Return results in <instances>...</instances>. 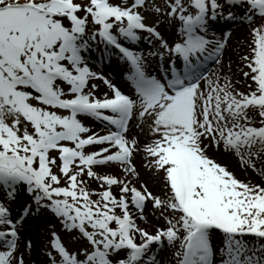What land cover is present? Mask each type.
<instances>
[{
    "label": "snow or ice",
    "instance_id": "snow-or-ice-1",
    "mask_svg": "<svg viewBox=\"0 0 264 264\" xmlns=\"http://www.w3.org/2000/svg\"><path fill=\"white\" fill-rule=\"evenodd\" d=\"M37 215L43 264H264V0H0V264Z\"/></svg>",
    "mask_w": 264,
    "mask_h": 264
},
{
    "label": "rangeland",
    "instance_id": "rangeland-1",
    "mask_svg": "<svg viewBox=\"0 0 264 264\" xmlns=\"http://www.w3.org/2000/svg\"><path fill=\"white\" fill-rule=\"evenodd\" d=\"M149 19H154V17H149ZM237 23L232 26V28H227V31L230 32V36L227 38V43H226V53H225V58L224 62H227L229 59L232 61H237V52L241 51V46L244 44L245 41L249 39L248 37V32H247V27L246 24L240 22L239 16L236 17ZM164 31V29H162ZM212 32H215L214 30H211ZM222 34V32H221ZM141 46L147 48V41H143ZM228 52V53H227ZM97 57L99 56V53H96ZM93 66L100 70L103 71L106 75H111L114 78V75H112V71L110 70L113 68L112 66H109L107 63L104 65H101L100 63L98 64V61L94 60L93 61ZM215 67V66H214ZM213 67V68H214ZM235 63L233 64V69L235 70ZM111 71V72H110ZM115 72L113 68V73ZM118 82V79H117ZM97 83H99L97 81ZM101 92L106 91V88L104 89L103 86H101L100 89ZM94 129H100L101 125L94 123L92 125ZM133 131H136V129H133ZM218 161L221 163H224L229 166L230 169H232L237 176H239L241 179H253V180H258L259 177L254 176L251 171H248L247 173L241 171L240 167L238 166V163L236 159L230 155H225L223 153L215 154ZM142 160L137 157L136 164L137 167L140 171V182L141 183H147L149 188L153 190L154 192L159 191V182L153 177L152 173L148 170H146L144 167H142ZM92 188L96 189L97 185L95 182H92ZM95 198V197H94ZM28 199L27 195L22 191L20 193V196L17 199L16 206H18L22 202H26ZM151 206L149 205V209ZM149 221L152 223H156L155 219L149 215ZM162 223V221H161ZM59 227V225H57ZM41 229L43 231H41ZM23 235L31 236L33 238V245L34 249L30 255V257L26 256V259H30L35 262V264H43L45 261V257L41 254L40 249L42 244L47 240V220L40 217V216H34L33 218L28 219L25 222V230ZM61 235H63V230H61ZM164 251V250H163ZM160 253L159 261L160 264H167L168 259L171 258V250L168 251V253L164 252Z\"/></svg>",
    "mask_w": 264,
    "mask_h": 264
},
{
    "label": "bare ground",
    "instance_id": "bare-ground-1",
    "mask_svg": "<svg viewBox=\"0 0 264 264\" xmlns=\"http://www.w3.org/2000/svg\"><path fill=\"white\" fill-rule=\"evenodd\" d=\"M164 250H166L165 253H168V251H170V249L168 247H165Z\"/></svg>",
    "mask_w": 264,
    "mask_h": 264
}]
</instances>
